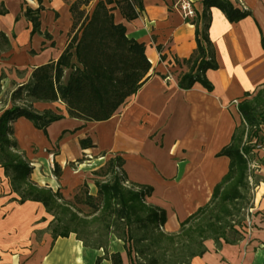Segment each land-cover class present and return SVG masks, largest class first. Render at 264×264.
<instances>
[{"label": "crops", "instance_id": "obj_1", "mask_svg": "<svg viewBox=\"0 0 264 264\" xmlns=\"http://www.w3.org/2000/svg\"><path fill=\"white\" fill-rule=\"evenodd\" d=\"M75 1L43 0L42 30L51 34L45 38L32 32L25 15L28 7H39L38 0H0V34L8 38V42L0 39V82L20 60L28 64L29 75L16 88L30 80L34 68L58 59L73 34ZM178 1L143 0L144 10L133 20L125 19L119 9L114 11L127 34L146 44L152 68L149 78L111 118L85 121L70 117L62 101H38L37 109L51 108L65 117L51 123L47 133L26 117L16 119L14 137L32 167V183L54 193L61 184L70 190L110 158L123 157L127 179L153 188L147 198L166 211L167 233L176 232L183 220L209 201L229 168V158L217 153L230 143L241 122L237 105L247 91L264 85V0H231L251 11L237 22L229 21L218 7L210 9L209 34L219 63L218 69L207 71L211 91L200 83L189 89L179 86V75L188 69L184 59L197 47L194 21L199 18L202 27L204 0H190L197 12L193 18L183 16ZM72 60L77 62L75 52ZM70 72L71 68L65 69V82ZM87 137L92 146L83 148L80 140ZM83 156L89 159L78 161ZM74 161L77 168L71 165ZM55 162L61 175L55 174ZM20 198L0 167V264H97L99 257V264H112L104 248L86 245L76 232L55 238L50 228L53 214L44 203ZM255 210L258 226H244L243 240L223 241L218 248L208 239L207 251L192 258L191 264H264V200ZM109 251L120 252L124 264H128L125 256L131 259L114 234Z\"/></svg>", "mask_w": 264, "mask_h": 264}, {"label": "trees", "instance_id": "obj_2", "mask_svg": "<svg viewBox=\"0 0 264 264\" xmlns=\"http://www.w3.org/2000/svg\"><path fill=\"white\" fill-rule=\"evenodd\" d=\"M38 1L39 7H28L25 15L32 24L33 33L51 38L47 30H42L41 11L45 7L43 0ZM92 3L93 0H76L71 4L73 34L65 49L57 60L34 68L30 80L12 91V104L0 109V167L5 169L13 190L21 197L20 201H42L49 211L51 200L57 197V193L39 187L29 179L32 167L14 137L13 123L19 117H26L47 133L51 123L65 117L51 108L37 109L34 103L38 101H62L67 114L73 118L107 120L151 75L152 63L146 44L130 37L126 25L114 17V11L119 9L127 20L137 18L144 10L143 0H98L93 8ZM212 7L221 9L231 22L251 14L249 9L236 7L231 0H204L202 27L199 18L194 21L197 47L184 59L187 71L179 75L181 88L189 89L200 83L213 90L207 71L218 69L219 63L209 34ZM0 39L8 42L3 32ZM74 52L77 62L72 60ZM67 68H71V72L65 82ZM237 107L241 122L230 143L217 153V156L229 158V168L214 186L209 202L183 220L176 232L163 230L166 222L164 209L146 203L145 197L150 196L153 188L129 181L123 169V157L116 156L95 170V173L111 177L96 180L97 194L88 191L85 197V203L92 207L91 214L100 222L102 235L92 240L81 236L76 229H55L54 237L76 232L86 245L104 248L105 257L112 264H124L120 252L109 251L112 234L123 241L128 256L133 259L132 264H191L192 258L207 251L205 243L208 239L214 240L218 248L223 241L237 243L243 240L246 218L233 222V217L240 213L245 206L243 202L248 200L250 167L246 154H252L255 145L244 142V137L251 128L256 129L257 136V131L264 125V85L258 90L247 91L246 98ZM247 141L251 142V139ZM80 143L83 148L92 146L89 137L81 139ZM54 169L56 175H61L62 169L57 162ZM167 240L173 241L167 243ZM170 245L173 248L169 252ZM101 259H97V264Z\"/></svg>", "mask_w": 264, "mask_h": 264}, {"label": "rangeland", "instance_id": "obj_3", "mask_svg": "<svg viewBox=\"0 0 264 264\" xmlns=\"http://www.w3.org/2000/svg\"><path fill=\"white\" fill-rule=\"evenodd\" d=\"M47 23L49 24V21H47ZM20 58L22 57L20 56ZM28 75L29 66L24 61L20 60L17 65L13 64L10 68H8V74L6 73V76L3 77L0 82V109L12 104L10 101L12 90L16 88L17 84L27 80ZM262 86L256 88L255 90H258ZM232 105H234V102H232ZM255 130V128H251L249 132H246L244 137V142L255 145L252 154H246L249 158L250 167V190L248 192V200L243 202V205L245 204V206L241 208L240 213L233 217V222L246 218L247 229H255V226H258L255 220V216L258 213L255 210L256 204L258 203L260 205L261 201L264 200V125H261L257 131V136H255ZM249 139H251V142L247 141ZM86 159L89 158L83 156L78 158V161H85ZM71 165L77 168L78 163L76 165L74 161ZM110 177L111 175L103 176L99 173H95L93 170L92 175H88L86 177L87 179H84L83 182H80L77 186L72 187L70 190H65L61 184L57 190V197L55 196L56 198H52L53 200H51L50 203V212L53 214L52 223L50 225L51 230L56 229L61 231L66 229H76L81 236L92 240L98 239L100 235H102L103 231L99 220L96 219V216L91 214L92 207L85 203V197L86 192L88 191L93 195L97 194V186L95 185L96 180H103L106 178L109 179ZM126 185L131 186L130 183H127ZM136 190H139V188L136 187ZM59 194L62 196L59 197ZM145 201L146 203H151L148 201L147 197H145ZM172 241L173 240H167V243H172ZM172 248L173 246L170 245L169 248H167V251H172ZM125 260L128 264H130L133 259H128L127 256H125Z\"/></svg>", "mask_w": 264, "mask_h": 264}, {"label": "built area", "instance_id": "obj_4", "mask_svg": "<svg viewBox=\"0 0 264 264\" xmlns=\"http://www.w3.org/2000/svg\"><path fill=\"white\" fill-rule=\"evenodd\" d=\"M178 9L182 12L185 18H193L196 16V8L190 0H179L177 2ZM250 227V223H249Z\"/></svg>", "mask_w": 264, "mask_h": 264}]
</instances>
